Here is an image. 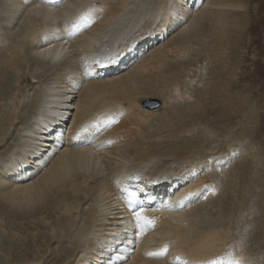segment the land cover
Masks as SVG:
<instances>
[{"label":"bare ground","instance_id":"obj_1","mask_svg":"<svg viewBox=\"0 0 264 264\" xmlns=\"http://www.w3.org/2000/svg\"><path fill=\"white\" fill-rule=\"evenodd\" d=\"M89 5L94 23L68 41ZM250 25L245 0H0V264H264V155L230 135L254 124L235 79ZM152 182L164 195L136 238L125 202ZM32 222L41 234L21 232Z\"/></svg>","mask_w":264,"mask_h":264},{"label":"rangeland","instance_id":"obj_2","mask_svg":"<svg viewBox=\"0 0 264 264\" xmlns=\"http://www.w3.org/2000/svg\"><path fill=\"white\" fill-rule=\"evenodd\" d=\"M245 4L248 10L249 24H251L252 26L251 25L249 26V30H248L249 35L243 39L244 49L242 51L243 52L242 57H240L239 59L242 61L239 64V69L237 71L238 76H236L235 79L236 80L238 79L239 81V83L237 84L239 86V89H243V88L247 89L246 92L251 94L253 97L251 105L254 109L253 111L254 124H249L250 120L246 118L241 119V121L236 119L234 123L230 125V127H235L231 130L230 135L235 134L237 136L238 131H240L241 129L242 130L245 129L246 132L251 133L250 140L253 151H259L261 154L264 155V0H245ZM142 39H146V38L144 36L138 38V42H140L141 46L143 45V43H141L143 42ZM127 42L128 41L124 40L122 45L125 44L126 46L130 43ZM160 43L162 42L157 43L154 47H157L158 45H160ZM108 44L109 43L106 42L103 45L104 48L109 47ZM104 48H102L101 50L103 51ZM148 53L149 51L146 53V55ZM47 69L48 68H46V70ZM31 82H33L32 79ZM247 120H248V125L246 124ZM214 129L221 130L219 132L220 134L221 133L224 134L225 132L223 126H217L216 128L214 127ZM213 130L209 131V134H214ZM41 153H45V152H41ZM29 170L31 169L29 168ZM29 228L24 227L26 231L21 230V232H23L25 235L29 234L28 236L32 235L31 232L34 233L36 232L37 234H41L43 232V230L38 228L36 225H34L33 222L29 224ZM36 243L37 246L40 245L39 241ZM245 246L248 247L251 252L252 251L253 253L255 252L254 251L255 249L251 241H248L245 244ZM53 260H54L53 258L48 259L50 263L53 262Z\"/></svg>","mask_w":264,"mask_h":264},{"label":"snow or ice","instance_id":"obj_3","mask_svg":"<svg viewBox=\"0 0 264 264\" xmlns=\"http://www.w3.org/2000/svg\"><path fill=\"white\" fill-rule=\"evenodd\" d=\"M46 4H52L55 6H59L63 3V0H43ZM99 10L95 5H89L88 8L82 12L79 13V15L72 21L71 28L68 30L69 36L74 35L75 33L79 32L82 29H85L89 27L91 24L95 21V15L94 13ZM115 56H106L105 61L108 63L114 62ZM96 63L104 65V61H96ZM86 75H90V73L86 72ZM116 122V117L109 116L104 119H98L96 122L92 123L91 125H85L82 127L76 135L73 137V139H80L81 136L85 133L92 132L95 134L96 132H99L102 128L110 126L111 124ZM136 193L135 192H129L127 199L129 202L135 200ZM133 217L135 220L136 227L140 229V232L138 235H142L143 232L154 225V221L149 219L148 217L143 215V208L133 209ZM168 251V246L164 245L159 251L157 252H149L147 255L149 256H164ZM177 260H179V257H177ZM220 261H226L227 264H242L241 259L239 257L233 256L232 253H228L226 256H220L217 257L216 260L206 262V264H218ZM182 264H187V261L182 262Z\"/></svg>","mask_w":264,"mask_h":264},{"label":"water","instance_id":"obj_4","mask_svg":"<svg viewBox=\"0 0 264 264\" xmlns=\"http://www.w3.org/2000/svg\"><path fill=\"white\" fill-rule=\"evenodd\" d=\"M157 104L158 105V101H152V102H149V101H145L142 103V106L148 108V109H152L154 108V105Z\"/></svg>","mask_w":264,"mask_h":264}]
</instances>
